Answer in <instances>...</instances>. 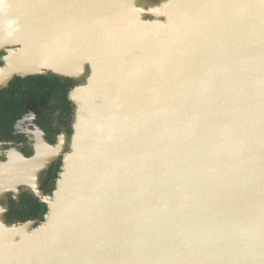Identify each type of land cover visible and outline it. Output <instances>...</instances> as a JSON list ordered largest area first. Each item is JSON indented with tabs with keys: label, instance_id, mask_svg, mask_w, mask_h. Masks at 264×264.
Instances as JSON below:
<instances>
[{
	"label": "water",
	"instance_id": "obj_1",
	"mask_svg": "<svg viewBox=\"0 0 264 264\" xmlns=\"http://www.w3.org/2000/svg\"><path fill=\"white\" fill-rule=\"evenodd\" d=\"M6 47L81 85L43 222L3 203L41 160L0 170V264H264V0H0Z\"/></svg>",
	"mask_w": 264,
	"mask_h": 264
},
{
	"label": "flooded vegetation",
	"instance_id": "obj_2",
	"mask_svg": "<svg viewBox=\"0 0 264 264\" xmlns=\"http://www.w3.org/2000/svg\"><path fill=\"white\" fill-rule=\"evenodd\" d=\"M16 50L0 48V170L14 169L17 158H39L46 168L40 173L41 198L36 200L27 191L17 197L8 194L3 201L5 219L9 224L36 221L39 225L48 213L44 201L54 196L72 152L78 113L74 93L81 81L52 73H18L11 60ZM33 200L38 204L33 206Z\"/></svg>",
	"mask_w": 264,
	"mask_h": 264
},
{
	"label": "trees",
	"instance_id": "obj_3",
	"mask_svg": "<svg viewBox=\"0 0 264 264\" xmlns=\"http://www.w3.org/2000/svg\"><path fill=\"white\" fill-rule=\"evenodd\" d=\"M32 196H33V195H32ZM33 198L37 200L36 197L33 196ZM36 200H33V201H32V202H33V206H35V205L38 204ZM36 207H37V206H36ZM36 207L33 208L34 214L36 213V210H37Z\"/></svg>",
	"mask_w": 264,
	"mask_h": 264
},
{
	"label": "rangeland",
	"instance_id": "obj_4",
	"mask_svg": "<svg viewBox=\"0 0 264 264\" xmlns=\"http://www.w3.org/2000/svg\"><path fill=\"white\" fill-rule=\"evenodd\" d=\"M52 199V198H51Z\"/></svg>",
	"mask_w": 264,
	"mask_h": 264
}]
</instances>
